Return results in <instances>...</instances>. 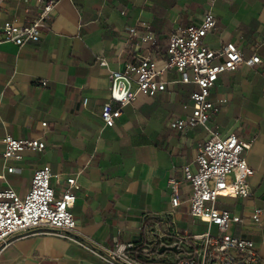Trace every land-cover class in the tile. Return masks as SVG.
<instances>
[{"label": "crops", "instance_id": "crops-1", "mask_svg": "<svg viewBox=\"0 0 264 264\" xmlns=\"http://www.w3.org/2000/svg\"><path fill=\"white\" fill-rule=\"evenodd\" d=\"M49 1L55 7L37 42L18 47L3 41L0 32V140L9 135L45 144L41 152L26 151L21 160L6 163L0 143V190L10 187L24 197L33 171L45 165L61 178L78 175L74 229L68 233L73 240L42 231L16 235L0 251V264H108L102 257L115 240L134 244L145 220L168 219L171 178L179 181L180 199L168 219L173 228L205 231L189 215L191 188L183 168H194L209 131L251 142L244 152L253 171L250 195L220 197L216 208L240 217L257 207L264 211V0H0V27L7 21L30 25ZM207 12L216 19L203 39L208 49L233 43L243 58L260 59L218 76L209 95L214 104L209 131L168 127L191 114L189 95L196 90L180 83L176 71L161 77L165 89L153 97L137 95L122 106L112 99L115 74L149 54L163 60L168 36L199 25ZM127 27L152 32L155 46L136 45ZM39 80L47 86H37ZM106 102L121 107L111 128H103L100 119ZM230 233L251 240L264 260V216L261 226H232Z\"/></svg>", "mask_w": 264, "mask_h": 264}, {"label": "built area", "instance_id": "built-area-1", "mask_svg": "<svg viewBox=\"0 0 264 264\" xmlns=\"http://www.w3.org/2000/svg\"><path fill=\"white\" fill-rule=\"evenodd\" d=\"M55 7L49 1L39 14L38 19L28 26H18L13 22H5L0 27L3 41L18 47L27 42L39 40L40 27H47V18ZM144 26V24H141ZM216 26V19L207 12L199 25L188 26L168 36L165 57L158 62L150 54L128 63L124 76L129 82V89L120 106L133 100L137 95L153 97L163 92L166 82L161 77L176 71L182 84H194L196 90L189 95L192 102L191 114L187 118H176L168 127L175 132H184L196 126L208 130L207 122L214 111L210 101V89L218 76L224 72H233L239 66H253L260 62L258 56L243 58L241 51L233 43H225L217 50L208 49L203 39ZM129 36L137 41L136 45L147 48L155 46L156 38L150 31L139 33L134 27H127ZM221 59L220 61H216ZM106 63L99 61L100 66ZM119 75L115 74L114 78ZM135 88L132 90L131 85ZM39 87H46L45 80L36 81ZM122 89L120 86L119 90ZM220 103L223 100L219 101ZM86 103V99L83 100ZM120 106H112L110 102L102 105L100 119L103 128H111L121 113ZM42 127L46 124L42 123ZM209 131V130H208ZM0 143L3 146L1 157L4 162L19 161L26 151L41 152L45 144L39 139H15L4 136ZM251 142L238 139L235 135L219 137L209 131L208 138L201 144L194 157V168H183V180L190 185L188 198L189 215L194 220L206 225L201 233H187L173 228L171 215L176 213L180 204L179 181L169 179L170 209L167 220H160L153 226L145 228L139 244L142 259L136 258L130 250L132 243L114 241L102 259L108 264H264L254 243L246 238L230 233L232 226L250 224L261 226L263 209L257 207L240 217L227 210L217 209L215 204L220 197L230 196L246 198L250 195L248 178L253 174L248 166L244 152L250 148ZM7 172L15 171L7 167ZM78 175L61 178L53 175L48 166L33 171L30 187L24 197H19L10 187L0 190V251L10 243L16 235H28L34 232H45L51 236L72 241L68 233L74 229V218L71 208L75 202L74 191L78 190ZM60 190L58 193L57 191ZM173 240L165 247L174 248L176 253L164 257L151 255L150 248L167 235ZM154 262H151V261Z\"/></svg>", "mask_w": 264, "mask_h": 264}, {"label": "trees", "instance_id": "trees-1", "mask_svg": "<svg viewBox=\"0 0 264 264\" xmlns=\"http://www.w3.org/2000/svg\"><path fill=\"white\" fill-rule=\"evenodd\" d=\"M160 219H151V220H145L143 223H142V226H141V231H143V229L145 227H148V226H153L155 223L159 222ZM173 235H171L170 233L167 235H165L164 238H162L160 241H158V243L154 246V247H151L150 248V253L151 255H158V256H166V255H171V253L167 252V251H162L160 252V249L162 247H165L168 243H170L172 240H173ZM134 247L130 250V252L132 253V255H134L136 258L138 259H142V257L139 255V249L143 247V245H140L139 244V240L136 241L134 244ZM151 262H154L153 260Z\"/></svg>", "mask_w": 264, "mask_h": 264}, {"label": "water", "instance_id": "water-1", "mask_svg": "<svg viewBox=\"0 0 264 264\" xmlns=\"http://www.w3.org/2000/svg\"><path fill=\"white\" fill-rule=\"evenodd\" d=\"M120 86H122L121 90H119ZM128 89H129V82L124 76L119 75L115 77L112 85V94H111L112 99L114 101H121L126 96ZM164 250L167 252L176 253L174 248H169V247H162L160 249V252Z\"/></svg>", "mask_w": 264, "mask_h": 264}]
</instances>
